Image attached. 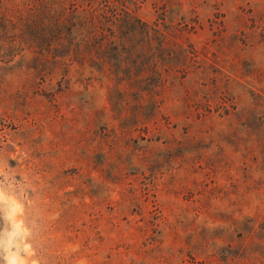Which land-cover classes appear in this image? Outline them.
I'll use <instances>...</instances> for the list:
<instances>
[{
	"label": "rangeland",
	"instance_id": "1",
	"mask_svg": "<svg viewBox=\"0 0 264 264\" xmlns=\"http://www.w3.org/2000/svg\"><path fill=\"white\" fill-rule=\"evenodd\" d=\"M23 2L0 0V264H264V0H106L118 47L82 61L44 60Z\"/></svg>",
	"mask_w": 264,
	"mask_h": 264
},
{
	"label": "trees",
	"instance_id": "2",
	"mask_svg": "<svg viewBox=\"0 0 264 264\" xmlns=\"http://www.w3.org/2000/svg\"><path fill=\"white\" fill-rule=\"evenodd\" d=\"M105 1L24 0L29 16L38 18V21L40 19L42 39L46 41L40 52L44 60L49 56L57 59L81 55L82 61L89 54L104 52L107 47L116 49L118 44L113 39L110 40L106 31L109 23L115 24L119 19L115 17V9L107 11ZM124 12L123 20L130 25V29H146L147 25L143 21Z\"/></svg>",
	"mask_w": 264,
	"mask_h": 264
}]
</instances>
